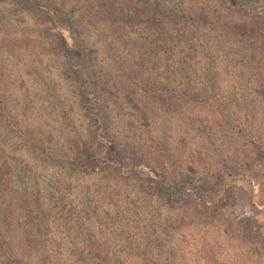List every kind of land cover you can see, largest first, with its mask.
I'll list each match as a JSON object with an SVG mask.
<instances>
[{"label":"rangeland","instance_id":"374dc122","mask_svg":"<svg viewBox=\"0 0 264 264\" xmlns=\"http://www.w3.org/2000/svg\"><path fill=\"white\" fill-rule=\"evenodd\" d=\"M109 1L0 0V264H264L234 223L249 213L264 239V47L228 25L264 0H116L161 7L150 21ZM91 139L114 160L81 172ZM199 194L222 218L188 215Z\"/></svg>","mask_w":264,"mask_h":264},{"label":"trees","instance_id":"16d2710c","mask_svg":"<svg viewBox=\"0 0 264 264\" xmlns=\"http://www.w3.org/2000/svg\"><path fill=\"white\" fill-rule=\"evenodd\" d=\"M31 5L37 6V0H26ZM105 6V12L109 15H111L113 18L118 19L119 16L127 17L128 15H133L135 18L150 21L156 16V12H163L161 7H155L156 9H153L146 5H139V4H125L122 6L121 3H118L116 0H110L108 4ZM56 12V8H50L42 11L41 15H39V19L42 22L46 21H53L54 15ZM119 15V16H118ZM263 23V24H262ZM229 28L232 29V32L237 34L240 37H243L244 35H250L251 46L259 45L264 47V15H256L252 14L249 15V22L247 23H241L239 21H233L228 23ZM183 33V32H182ZM57 38V37H56ZM57 47L64 51V53L69 54H75V48L72 49L68 45L67 41L59 35L57 38ZM72 49V51H71ZM76 59H79L78 56H76ZM90 93L87 92L86 94H83V101L87 103ZM93 94V93H92ZM204 94V93H202ZM188 96L195 99L196 102L204 103V101L201 100V96L199 97V94H193V92L188 93ZM175 102L168 103V107L174 108ZM178 106V105H177ZM180 109V108H177ZM96 139L90 140V142L80 141V142H74V148H73V156L71 157L70 161L74 169H77L81 172H93L96 169H100L104 164L108 165V162H113V158L109 159L107 156L100 157L96 155L95 144ZM247 141V140H245ZM238 146H242L239 143H237ZM240 148V147H239ZM110 154L115 156V159L122 160L123 158L129 159L131 158L134 160V164H141L144 162V159H141L137 155H135L134 151H130L127 148H122L119 146L111 145L110 150L108 151ZM110 157V156H109ZM231 161V159H230ZM105 165V166H106ZM157 179L159 180L160 188L164 189L167 193H178L185 190L186 182L185 180H181V183L176 184L173 180H169L168 177L164 176V174L160 175L158 173ZM206 185L210 189V194L215 190L212 188V185L209 183H206ZM226 190V189H225ZM227 192L229 195L231 194V190L227 189ZM190 205V206H189ZM186 206H189L187 211L189 214L192 215L195 218H203L209 219L210 221H216V219L222 218L221 210L219 209L217 202L215 201L214 197H205L201 194L197 196L196 198L192 199L190 202H186ZM239 227L241 233L245 235L247 238H250L253 240V243L258 245V247H264V239L262 238L259 228L256 225V221L252 218V216L249 213H244L236 218V221L234 222ZM4 251L7 255H12L13 249L8 241H4ZM258 242V243H257ZM14 264H21L20 260L14 259Z\"/></svg>","mask_w":264,"mask_h":264}]
</instances>
